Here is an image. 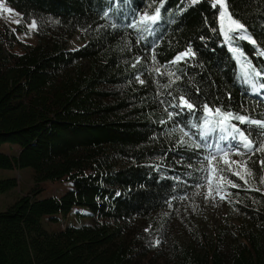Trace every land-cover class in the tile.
<instances>
[{
	"label": "trees",
	"instance_id": "16d2710c",
	"mask_svg": "<svg viewBox=\"0 0 264 264\" xmlns=\"http://www.w3.org/2000/svg\"><path fill=\"white\" fill-rule=\"evenodd\" d=\"M4 1L37 21L38 42L0 27V169L31 168L35 181L0 211V264H264L256 148L242 150L254 178L225 175L237 186L225 187L220 226L177 212L220 169L228 136L206 108L264 122L253 94L264 86V0H226L243 25L228 36L216 0ZM80 32L85 45L70 51ZM181 96L194 111L174 106ZM229 123L264 145L260 126ZM45 182L72 188L41 197ZM16 187L0 179V195Z\"/></svg>",
	"mask_w": 264,
	"mask_h": 264
},
{
	"label": "rangeland",
	"instance_id": "374dc122",
	"mask_svg": "<svg viewBox=\"0 0 264 264\" xmlns=\"http://www.w3.org/2000/svg\"><path fill=\"white\" fill-rule=\"evenodd\" d=\"M9 9L10 11H5ZM222 11V9H221ZM227 18L221 23V31L224 36H228L230 31H227ZM35 25V26H33ZM7 26L12 33H14L17 39L21 43L37 44V21L31 19L26 21L23 15L16 9L7 4L4 0H0V27ZM84 32H80L74 35L69 41V50H77L85 45ZM15 51L21 52L20 44H17ZM177 63V62H176ZM230 143V144H229ZM227 144V151L230 153L228 159L239 162L234 164L229 169L228 165L220 161V169L227 171L226 173L220 172L219 174L226 177L225 180H218L217 174L212 175V184L208 182L197 190V194L194 196V200L190 203L185 204L182 210H179L182 214L185 223L196 224L201 226L205 231H210L213 226H220L226 215L228 214V203H227V190L226 185L229 178L225 176L228 173L232 174V171H238L245 178H254L255 172L247 164V168L243 167L244 154L242 147L239 145L237 140H230ZM4 147L1 148L3 150ZM239 151L241 154L236 155ZM224 154V153H223ZM223 156V155H222ZM215 167V166H212ZM217 168V167H216ZM247 169L251 170V175L247 174ZM233 175V174H232ZM34 172L31 168H25L22 170H2L0 169V179L17 178L18 187L0 195V211L6 210L10 205L14 204L18 198L26 194L35 185ZM236 176V175H235ZM219 185V189L217 188ZM259 188L263 187V183L257 184ZM44 190L41 193V197H60L72 188L71 184L65 182H45ZM213 189L212 197H208V189ZM221 195H225L224 199H221ZM84 218H78V216L69 215L65 218L66 223L71 224H82ZM43 224L47 227V217L42 219ZM176 226L180 227L181 222L177 221Z\"/></svg>",
	"mask_w": 264,
	"mask_h": 264
},
{
	"label": "snow or ice",
	"instance_id": "6c2138e0",
	"mask_svg": "<svg viewBox=\"0 0 264 264\" xmlns=\"http://www.w3.org/2000/svg\"><path fill=\"white\" fill-rule=\"evenodd\" d=\"M193 3H196L197 0H192ZM216 3L220 5L222 11L220 13V19L223 22L225 20V18H227L228 22H229V27L227 28V31H232L233 28L234 29H243V25L238 23L235 19L232 18L231 14L228 12V8H227V3L226 0H216ZM215 6V5H214ZM162 7V5H161ZM5 11H10L9 9H5ZM160 9L159 7L155 10V13L153 15H145L143 17V20L145 22H151V23H155L159 18H160ZM35 26V25H33ZM254 43V41H253ZM190 55H192L191 50L189 49L188 51H186L183 54V57H189ZM183 57H178L177 58V62H179L180 59H183ZM252 71L255 73L256 76H260L261 73L257 72L255 69H252ZM175 107H180V108H187L189 111H194L195 109V105L187 98L181 96L180 97V103L178 105H174ZM206 111L208 112L209 115L215 116L218 119L214 121V123L216 124L217 127H219V130L221 132L226 133V135L228 137H232V139L237 140L239 145L245 149L248 153H252L253 149L256 148L257 151L264 153V145H261L259 147H257L256 145H254L253 141L249 138L248 135H245V133L243 131H241L239 128H237L235 125H232L229 123L230 120L235 119L238 120L240 123H251V124H255L260 126L262 129H264V122L261 121H257V120H249L246 119L244 116H233L231 114L225 115L223 113H221V111L219 109H216L215 111H213V109L211 108H206ZM205 123H209V121H205ZM231 129V130H230ZM234 133L238 134V135H234ZM225 137H221V139H224ZM236 155H240L241 153L239 151H237L235 153ZM255 154V153H253ZM230 156L229 152H225L223 154V157H221V159L223 160V163L225 165H228L229 169H231V166L234 164H238L239 162L237 161H232L230 159H228V157ZM213 160H215L216 158L213 157ZM258 163L261 165V167H264V160H260L258 161ZM247 164L248 161H244L243 162V167L247 168ZM221 172V169L213 167L212 170L209 172V179H208V184L211 185L212 184V175L213 173L217 174V179L218 180H225L226 177L220 175L219 173ZM233 175L238 176L240 179H245V177L243 175L240 174V172L238 171H232ZM247 174L250 176L251 170L247 169ZM245 182L247 183V180L245 179ZM264 182V181H262ZM227 183L232 186V187H236L237 185L235 183H233L231 180H227ZM217 188L219 189V185H217ZM213 194V189L211 187H209L208 189V197H212ZM221 199L225 198V195H221L220 197Z\"/></svg>",
	"mask_w": 264,
	"mask_h": 264
},
{
	"label": "water",
	"instance_id": "95a60500",
	"mask_svg": "<svg viewBox=\"0 0 264 264\" xmlns=\"http://www.w3.org/2000/svg\"><path fill=\"white\" fill-rule=\"evenodd\" d=\"M184 54V53H183ZM183 54H179L172 62L175 63L177 62V58L178 57H183ZM186 58V57H183V59ZM183 59H180L179 62H181Z\"/></svg>",
	"mask_w": 264,
	"mask_h": 264
}]
</instances>
